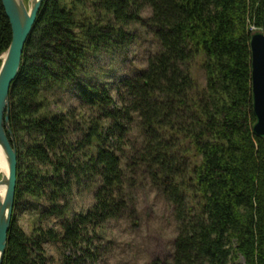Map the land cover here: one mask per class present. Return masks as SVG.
I'll list each match as a JSON object with an SVG mask.
<instances>
[{"label":"trees","instance_id":"obj_1","mask_svg":"<svg viewBox=\"0 0 264 264\" xmlns=\"http://www.w3.org/2000/svg\"><path fill=\"white\" fill-rule=\"evenodd\" d=\"M249 22L264 23V0H43L9 88L14 208L44 200L42 215L58 217L61 231L36 224L28 234L13 213L1 264H52L45 242L58 245L60 264H81L90 230L133 219L141 179L171 205L176 226L170 256L151 264H264ZM137 23L156 49L119 78L115 100L89 60L135 40ZM10 40L0 0V55ZM67 90L78 106L52 110ZM74 187L93 188V202L68 217Z\"/></svg>","mask_w":264,"mask_h":264},{"label":"rangeland","instance_id":"obj_2","mask_svg":"<svg viewBox=\"0 0 264 264\" xmlns=\"http://www.w3.org/2000/svg\"><path fill=\"white\" fill-rule=\"evenodd\" d=\"M24 1L29 5L28 0ZM148 14L149 9L141 12L143 17ZM134 25L133 28L137 30L135 40L123 47L98 50L89 60L91 67L88 72L100 74L99 78L107 83L115 100L117 94L114 87L119 78L143 68L148 56L156 49L152 34L138 23ZM1 57L2 54L0 62ZM196 76L199 81L204 82V73L201 70L196 71ZM69 106H78L72 92L67 90L54 94L52 110L64 111ZM132 132L134 135L136 130L133 128ZM132 196L135 206L134 220L126 215L110 218L90 230V254L77 252L81 256V264H151L156 258L163 260L170 256L172 239L176 233L171 205L150 186L147 179L139 180V184L132 188ZM69 201L68 217L92 204L93 188L74 187ZM47 205L48 202L44 200L38 201L30 197L20 199L13 211L16 223L28 234L36 224L61 231L58 217L42 215ZM42 246L46 254L52 257L51 263L60 264L58 245L45 242Z\"/></svg>","mask_w":264,"mask_h":264},{"label":"water","instance_id":"obj_3","mask_svg":"<svg viewBox=\"0 0 264 264\" xmlns=\"http://www.w3.org/2000/svg\"><path fill=\"white\" fill-rule=\"evenodd\" d=\"M1 0L11 27V40L2 53L0 64V151L6 163V173L0 176V264L6 249L7 233L14 209L17 153L9 122V88L20 65L24 43L32 30L43 0ZM252 112L255 121L252 132L264 139V32L250 35Z\"/></svg>","mask_w":264,"mask_h":264},{"label":"bare ground","instance_id":"obj_4","mask_svg":"<svg viewBox=\"0 0 264 264\" xmlns=\"http://www.w3.org/2000/svg\"><path fill=\"white\" fill-rule=\"evenodd\" d=\"M0 173L1 174L6 173V163H5V159L1 151H0ZM0 193L2 196L4 193V188L1 189Z\"/></svg>","mask_w":264,"mask_h":264},{"label":"built area","instance_id":"obj_5","mask_svg":"<svg viewBox=\"0 0 264 264\" xmlns=\"http://www.w3.org/2000/svg\"><path fill=\"white\" fill-rule=\"evenodd\" d=\"M248 29L251 33L254 31L264 32V23L261 26H256L254 23L249 22Z\"/></svg>","mask_w":264,"mask_h":264}]
</instances>
